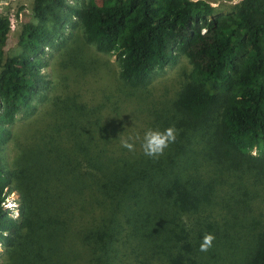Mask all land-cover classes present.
Here are the masks:
<instances>
[{"label":"trees","instance_id":"16d2710c","mask_svg":"<svg viewBox=\"0 0 264 264\" xmlns=\"http://www.w3.org/2000/svg\"><path fill=\"white\" fill-rule=\"evenodd\" d=\"M33 12L39 24H23L13 56L11 22L0 16V264H264V210L250 195L257 181L264 190V0L220 17L206 0H35ZM68 18L116 57L133 92L188 58L177 97L145 130L177 129L164 155L149 158L143 139L123 138L104 103L66 95L7 165L11 127L36 112L43 56ZM14 189L19 219L6 208ZM206 234L215 240L202 252Z\"/></svg>","mask_w":264,"mask_h":264},{"label":"rangeland","instance_id":"374dc122","mask_svg":"<svg viewBox=\"0 0 264 264\" xmlns=\"http://www.w3.org/2000/svg\"><path fill=\"white\" fill-rule=\"evenodd\" d=\"M64 1L67 5L78 8L86 7L92 2V0ZM206 1L214 6V16L220 17L234 12L235 6L241 0ZM34 2L35 0H0V16L9 18L11 22L10 35L5 46L7 56L21 52L19 38L23 24H39L33 12ZM93 2L100 3L101 0H93ZM47 26L52 24L49 23ZM43 60L45 67L42 69V75L46 82V90L34 102L37 105L36 112L30 116L19 115L11 127L17 138L16 141L8 143L3 154L9 166L13 164L17 154L15 143L27 141L35 128L36 130L39 128L36 125L29 128L31 124L35 122L41 124L45 118V111L51 108L56 98L66 95L76 96L88 105L104 103L107 108L106 113L111 111L112 117H116V125L122 124V127L126 128L127 132L123 138L142 140L155 114L168 107L177 97L192 68L188 58L181 55L175 64L155 72L143 91L133 92L120 81L116 57L100 53L95 46L89 45L77 18H68L64 21L63 28L56 36L55 45L46 50ZM123 91L138 94L142 100L137 102L136 95L134 96L136 98L128 100L126 96L130 94L123 97ZM259 186V181L252 185L250 195L253 204L258 202L264 210V190ZM6 202V208L12 216L19 219L20 194L15 189L8 191ZM2 255L5 256V249L0 243V256Z\"/></svg>","mask_w":264,"mask_h":264},{"label":"clouds","instance_id":"9594fccd","mask_svg":"<svg viewBox=\"0 0 264 264\" xmlns=\"http://www.w3.org/2000/svg\"><path fill=\"white\" fill-rule=\"evenodd\" d=\"M177 134V129H175V127H169L163 131L159 129L147 130L144 134L143 143L141 145L144 155L149 158H159L164 155L165 150L168 149L171 144L176 142ZM131 139L133 138L130 137L129 140ZM122 147L130 152L135 151L134 142H128V140L122 142ZM214 240V235L206 234L200 245V251L207 252L213 246Z\"/></svg>","mask_w":264,"mask_h":264}]
</instances>
